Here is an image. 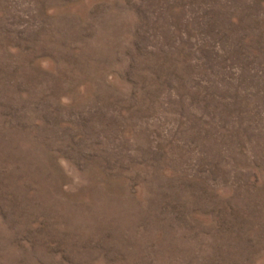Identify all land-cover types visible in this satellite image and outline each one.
Wrapping results in <instances>:
<instances>
[{
    "label": "rangeland",
    "instance_id": "1",
    "mask_svg": "<svg viewBox=\"0 0 264 264\" xmlns=\"http://www.w3.org/2000/svg\"><path fill=\"white\" fill-rule=\"evenodd\" d=\"M0 264H264V0H0Z\"/></svg>",
    "mask_w": 264,
    "mask_h": 264
}]
</instances>
